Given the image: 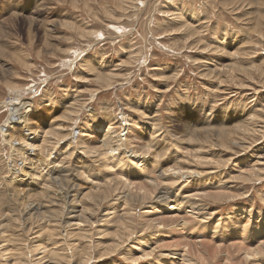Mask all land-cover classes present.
<instances>
[{
	"label": "rangeland",
	"instance_id": "rangeland-1",
	"mask_svg": "<svg viewBox=\"0 0 264 264\" xmlns=\"http://www.w3.org/2000/svg\"><path fill=\"white\" fill-rule=\"evenodd\" d=\"M126 1L124 12L114 6L115 1L112 0H85V2L83 0H0V203H2L0 224L2 227L9 225L5 233H0V239L4 235L3 239L10 243L7 252L0 251V264L17 263L15 261L17 253L14 250L26 251L24 253L26 257H30V264H34L44 250L36 252L33 249L45 248L49 251L54 245L60 248L65 242L76 244L74 239L78 233L74 226L66 227L69 233V236H66L60 225L64 219L63 206H60L58 199L53 195H50L51 199L41 197L33 201L36 204L45 202L43 211L46 210V216L50 215L46 218L50 219L52 216V220L55 219V222L50 220L51 222L45 223L44 220H40L41 218L29 220L23 215L20 207L21 199L12 203L8 196L19 190L25 193L31 190L25 184L26 181H31L25 175V172L28 173L26 170L28 164H24L26 166L20 174L8 171L13 168L15 162L16 167L21 166L22 159L18 154L22 153L24 157L29 154H23L26 151L19 150L23 144H16L15 139H12L13 143L10 145L3 143L2 129L9 117V107L5 108L4 104H8L17 94L16 91L15 95L9 91V88L13 87L20 91L17 94L20 99H30L33 102V110H29L31 124L28 128L37 130L39 134L50 126L56 129L69 128L61 131L65 134L72 129L76 132L74 137L89 129L95 133L86 140L89 144L95 145L99 142L100 135L106 133L108 122L116 121L114 118H117L121 112L130 115L125 119L127 128L123 130L124 133L129 134L127 142L131 147L128 148L141 149L142 152L149 154L150 158L145 163L149 171L145 170L150 175L144 174L145 170L141 171L140 168L139 172L134 170V165H127L126 158L131 156L130 152L126 154L127 157L125 155L126 158L119 156V159L123 158L125 162L120 161L115 168H112V165L107 167L104 157L96 159L93 155L91 157L81 155L78 147L72 157H69L67 166L65 165L66 168L70 166L69 169L73 170V180H77L81 195L80 206H73L78 207L75 212L84 208L93 209V200H89L88 197L92 187L95 188L92 190L96 191L98 186L122 178L121 174L134 184L144 185L147 181L146 176L147 179H151L170 168L166 175L173 174L172 169L177 165L205 171L203 177L195 178L198 187L192 185L184 187V191L188 192L186 194H194L199 190V186L202 188L206 186L204 190L220 189L227 192L226 196L219 200L214 197L204 200L203 196L196 198L203 207L197 209L200 210L198 211L200 214L196 210L191 214L189 209L187 223L185 221L172 223L170 220L165 221L167 225L153 223L152 226L155 228L165 226L159 234L155 228L148 230L147 233L141 231L142 223L148 225L142 218L143 213L148 210V205L142 206L141 199H133L134 203L131 202V205L136 207L133 208L136 209L135 214H137L133 225L136 233L134 243L126 246L128 249L125 247L124 251L110 256V259L98 262L97 257L101 254L99 252L101 247L114 244L116 239L108 236L112 234L114 228L110 222L113 214L109 217L108 213H112L110 208L113 202L119 201H108L106 206L98 210L94 209L95 212H92L90 217L87 215L88 218L99 223L91 227H89L91 224L85 225L86 229L83 230L88 233V238L80 242L81 248H77L81 251L85 244V250H90L91 254L94 251L90 264H133L132 259L147 256L148 253L153 256L147 257V262L142 261V264H157L163 259L166 264H172L175 261L180 262L179 258L174 260L173 256L168 255H183L182 245L190 244L193 240L208 241V243L205 246L204 256L189 255L190 257L187 258L189 264H225L226 251L231 253L228 264H245L241 262L245 248L255 251L259 248L260 241L264 240V229L255 231L258 235L251 234L249 237L234 234L235 228L230 231L231 227L223 229L220 233L214 229L215 227L222 229L223 224L228 227L230 218L234 222L249 224V217L244 219L246 215H242L241 210L251 214V221L255 224L258 223L260 215L263 216L262 219L264 218V164L258 166L262 168L261 178L258 181L253 179L255 182H245L237 179L242 173L241 170L251 169L248 166L258 161V157L264 162V0ZM69 26L74 27L75 30ZM84 30L95 31L99 35L96 38L79 35ZM66 50H69V53ZM106 75L111 77V82H105ZM75 95L79 97L77 108H70L68 102H73ZM85 106L89 107L87 111L83 108ZM66 111L74 113L71 117L72 122L71 119H67ZM26 112L27 110H23V113ZM251 114L257 116L255 134L246 137L242 144L236 145L231 142L234 144L230 146L231 149L228 141L224 145L222 143L224 133L231 132L238 123H243L246 119L250 120L253 116ZM147 115L149 118H146ZM96 123L99 125L95 126ZM20 132L29 135L30 140L26 141L28 143L35 137V132L30 135L28 129H19L18 133ZM10 138L6 137V140ZM12 145L16 147L17 154L12 150ZM149 145L148 151L144 147ZM51 148L49 147V151L44 153L48 163L54 161L55 154L48 157ZM55 150L59 152L60 149ZM195 151H200L199 157L195 155ZM118 153L122 155L125 152L121 150L112 155L118 156ZM40 157H43V154ZM206 158L213 160L211 166H204ZM82 164H85L87 172H92L93 169L95 171L89 173L88 177L87 175L74 177L75 174L78 175L74 168L76 166L81 168ZM92 183L97 185L91 186ZM167 184L171 186V194L183 192L179 190L182 187V185L178 186L180 183ZM126 188H123L122 193H130ZM203 189L200 191L204 192ZM24 195L31 194L22 193L21 196L25 198ZM86 195L88 196L85 197ZM34 198L38 197L34 196ZM114 199H117L116 196ZM52 200L55 202L52 203ZM152 205L154 209H149L152 215L146 218L147 220L167 218V212L153 214L159 206ZM168 205L173 203L169 202ZM166 208L169 209L165 205ZM33 213L35 212L29 214ZM2 217L5 219L3 220ZM202 220L206 222L203 223ZM153 237L158 238L152 239ZM3 239L0 240V250L4 243ZM23 239L26 241L23 242ZM144 240H148L149 245L141 250L136 245ZM26 242L27 244H24ZM97 244L101 247L99 248ZM66 247L68 249V246ZM77 249H73L74 253H72L76 255V263L85 264L87 261L84 257H80L81 253L79 254ZM28 250L32 255L27 254ZM49 258L50 255L47 260ZM256 260L254 263L250 259L252 264H264V251Z\"/></svg>",
	"mask_w": 264,
	"mask_h": 264
},
{
	"label": "bare ground",
	"instance_id": "bare-ground-1",
	"mask_svg": "<svg viewBox=\"0 0 264 264\" xmlns=\"http://www.w3.org/2000/svg\"><path fill=\"white\" fill-rule=\"evenodd\" d=\"M83 1L85 2V0H83ZM112 1H115L114 6L116 5V7L120 8L124 12L126 11V10L123 9V7H125L124 6L125 5V2L127 4V1L126 0H112ZM129 1H131V0H129ZM66 26H68V24H66ZM69 27L70 28H73L75 30L74 27H71V26H69ZM81 34L83 35V37H85L84 35H90V36H92V38H96L99 35L98 32H95V31H85V30H84V32H81L79 35H81ZM66 51L69 53V50H66ZM70 52H71V50H70ZM27 67H29V66H27ZM245 73H247V72H245ZM109 75L108 76L106 75L107 76V79L105 80V82H111V77H109ZM120 75H122V74H120ZM210 75H211V73H210ZM106 76H105V78H106ZM97 78L98 77H96V79ZM105 84L108 85V83H105ZM15 88L16 87L9 88V91H11V93H13V94L16 91V93L18 94V92H20V91L18 89H15ZM83 93L81 92V94H83ZM85 93H87V92H85ZM93 94H95V93H93ZM97 94H99V93H97ZM16 95L14 96V98L11 99V101L8 104H4L5 105V108H8L9 107L8 108L9 117L7 118L8 120H7L6 125L2 129V132H3V135H4L3 136V139H4V142L3 143H5L6 145H10V144L13 143L12 142V139H15L14 141H15L16 144L17 143H22L23 144L21 146L22 148H20L19 150L20 151H26L23 154H29V156H26L25 155V157L22 155V153L18 154L19 157H21V159H22V164H20L21 166L20 167H16L17 165H16V162L14 161L15 162V165L13 166L12 169H10L8 171H12V172L14 171L16 174H20L24 170L23 167L26 166L24 164H28L29 165V167H27L28 169H26V170H28V173L25 172V175L29 179H31V181H29V182H27V181L25 182L24 181V182L28 186V189H31L29 192H26V193H29L31 195L30 196L24 195V197L25 196L26 197L23 198V196H21L22 193H24V194H26V193L24 191H20L19 190L16 193L9 192L11 194H9L8 196H10V198L12 200V203H13V201L18 202L21 199L20 200L21 201L20 202V207L23 210V215L26 216L27 218H29V220H33V218H37V219L38 218L39 219L41 218L40 220H42V221L44 220L43 223H45V222H51L50 220H52V216H51L50 219H47L46 217H49L50 215L48 214L46 216V210L43 211L45 209V205H43V203H45V202H43V203L40 202L39 204H36L33 201H35V199H39L41 197H45L46 199H51L52 197L50 195H53L55 198L58 199V203H60V206L61 205L63 206V208H62V214L64 215V217L63 216H61V217H63L64 219L60 222V225H61L63 231L65 232L66 236H69L68 231H66V227H72V226H74L76 228L75 230L78 232L77 234L75 232V234H76L75 238L76 239H74V240H75V242H77L76 244L75 243L69 244V243L65 242V243H63V245L65 244L64 246L61 245V247L58 246L60 248H56L55 245H54L53 246L54 248L49 249V251L46 250L45 248L35 249V250L33 249V251H36V252L39 251V250H44V252H42L43 254L40 253V254H42V256H39V259L35 262L36 264H77L76 263V258H75L76 255H73L72 253H74V250L73 249L79 248L80 247L79 244H81L82 242L85 241L83 239H87L88 238V233H86L85 232L86 230H83V228H85V225L91 224L89 226V227H91V226H94L95 224L99 223L97 221H94L92 218H88L87 215L90 217V215L92 214V212H95V210H98L102 206H106L107 202L110 201V200H111V202L114 201V200L119 201V202H115L114 201L113 202L114 205L111 203L112 204V207L110 208V211H112V213L111 212H109L110 214L108 213V216L109 217L111 216V214H113L111 216L112 220L111 221L109 220V221L111 222V224L114 225V228L112 229L113 230L112 231V234H110L108 236L111 239H113V238H116V239H115L114 244L112 243V244L105 245V246H102V247L99 246V244H97V246H99V248L101 247V249L99 250V252L101 254L97 257V258H99L98 259V262L99 261L100 262H103V261L107 260L110 256L111 257L112 256H115L118 252H120L122 250L124 251L126 246H128V245L131 246L134 243V239L136 238V236H135L136 233L134 231L135 228H134L133 225L135 223V218H136L137 214H135L136 213L135 212L136 209H134L136 207H134V206L131 205V202H133V199H135V198L141 199V201L143 203L142 206L148 205V208H147L148 210L145 211L143 213V215H142L143 221L145 223H148V225L147 224L144 225V223L141 224V228H142L141 231L147 233L148 230L151 231L153 228H155V227L152 226L153 223L154 224H159V225H162V224L163 225H167L168 223L165 222L167 220L172 221V223H178L180 221H185V223H187V221L189 220V218H187V216L189 214L188 210L190 209L191 210L190 213L192 214L193 211L196 210V212H198L200 210H197V209H201V206L203 207V205L200 206V203L196 201V198H198V197L203 196L204 197V200L205 199H209V198L211 199L212 197H214V199L215 198H218L216 200H219L220 198H223V197L226 196V193H227L226 191H223V190H220V189L219 190L218 189H213V190H210V191L209 190H204L203 188L206 187V186H203V188L201 186H199V190H197L196 192H194V194H186L188 192H185L184 191V189H185L184 187L187 186V185L190 186V187H191V185L192 186H196V184H195V178L200 177V176L203 177L204 174H205V171H203V170H200L199 171V170L187 168L185 166L177 165L176 168L172 169V173L173 174L166 175L167 173H169V171L171 169L170 168L168 170H165V172L163 174H161V173L158 174L157 177H153L151 179H149V178L147 179V176H146V180L147 181H146V183H144V185H140L139 183L138 184H134V182H130L129 180L125 179L124 176H123L124 174H121L120 177H122V178H116V179H114L113 181H110L107 184L104 183L103 186H98V190H96V191H93L92 188H94V187H92L91 188L90 195L88 194L89 196L86 195L85 197L88 196L89 197V200L90 199L93 200L92 201L93 202V206H92L93 209L91 208L93 211L91 209L84 208L85 210L84 209H81L80 211L78 210L79 212L78 211L75 212L76 211V208H78V207H73V206H75V205L80 206V204H81L80 203V196L81 195H79V186L76 183L77 180L76 181L73 180L74 179L73 178V174H72L73 170H70L69 169V167H70L69 165H68L69 167H67V168L65 167V165L67 164L68 160H70L69 157H72L71 155L74 153L75 149H79L80 148L79 149L81 151L80 154L81 155H84V156L86 155L87 157L88 156L91 157V155H93L96 159H98L99 157H104L106 159V161H107V164H106L107 167L109 165H112V168H115L116 167V164L118 162L121 161V163H122V161L124 160L123 158H126L127 157L126 154H128L130 152V155L131 156L129 158H126L127 159V162H128L127 165L128 166L134 165V167H135L134 170H137L138 172L140 171V169H141V171H143L145 169H147L149 171L148 166H145L146 161L148 160V158H150L149 154L142 152L141 149H138V150L135 149L136 151L135 150H132L130 148L131 146L128 145V142H127V139H128L127 137H129V134L126 133V132L124 133V131H123V130H125V128H127L126 127V120L125 119H126V117H129L130 115L129 114H125V112H121V114H119L117 116V118L116 117L114 118V120H116V121L108 122V127H106L107 130L105 131L106 133L105 134H101L100 135V138H99V142L98 143H95V145H92V144H89L87 142L86 138L88 136L93 135L95 132L89 131V129L86 130L84 133H81L80 132L78 134V137H74V135H75L76 132H74V130H72V129H71L70 132H68L66 134L65 133H61L62 130H68L69 128H57L56 129V128H52L50 126V127H48L47 130H42V132L40 134L37 132V130L36 131H33L31 128H28V126L31 124V120H29L30 119V117H29V110H33V102L30 99L29 100H24L22 98L20 99V97H18V95L17 96ZM79 96H80V94H79ZM70 98H71V96H70ZM78 100H79V97H77L75 95V100L73 99L72 100L73 102H70V103L68 102V105L70 106V108H73V107L75 108L76 105H77V103L79 102ZM86 103H87V101H86ZM130 107H131V105H130ZM83 108H84V110L87 111V109L89 107L88 106H85ZM23 110H27V112L26 113H23ZM71 111H72V109H71ZM137 111H138V109H137ZM76 113H78V112H76ZM65 115H66L67 119H71V117L74 115V113L68 111L67 113H65ZM120 115H121V117L119 118ZM156 115H159V114L156 113ZM144 116H146V115H144ZM251 116H252V118L250 120L249 119H246L243 123L241 122V123H238V125L234 126L232 128L231 132L224 133V135L222 136V143L225 145L227 143V141H228L230 143V144L228 143L229 144V148H230V146H232L234 144H236V145L239 144V143L242 144V141L245 140L246 137H249V136L255 134V131L256 130L254 131V128L256 127V124H257L256 123L257 116H255L254 114H251ZM93 117H95L94 114H93ZM146 118H149V116L146 117ZM154 118L155 117H153L152 119H154ZM72 119H71V122H72ZM158 119H160V118L158 117ZM143 121L145 122V120H143ZM156 121H157V119H156ZM149 123L150 122H148V124ZM96 125H99V123L98 124L96 123L95 126ZM156 126H158V125H156ZM19 129H25V130L28 129V132H30V135H31V133H34L35 132L34 133L35 134V137H33L31 139V141L28 143L26 141H29L30 140L28 138L29 135L28 136L25 135L26 131H25V133H21V132L18 133L19 132ZM118 129H119V132H117ZM155 129H156V127H155ZM157 132L158 131H156V133ZM18 134H19V136H16ZM79 136L82 137V138H80ZM6 137H9V138L11 137V138L9 140H6ZM35 142H37V143L35 144ZM181 142L183 143L182 140H181ZM231 142H233L234 144L231 143ZM76 146H77V148H76ZM128 146H130L129 148H130V150L132 152L129 151ZM46 147H48V149ZM49 147H52L51 148V151L53 150V152L51 153V151H50L48 153V157L50 158L53 154H55L54 157H53V160L54 161H52L51 163H48L47 159L44 157V153H46V152L49 151ZM251 147H253V146L251 145ZM57 148L60 149L59 152H57L55 150ZM144 148L149 151L150 150V145L148 147H144ZM12 150L16 153V151H15L16 150V147L13 146V145H12ZM121 150H124L125 153L124 154L122 153V155H120L118 153V156L112 155V153H114V152H120ZM199 152L200 151H195V155L198 156V157L200 155ZM39 153H40V155H39ZM41 153L43 154L44 159H43V157H40L42 155ZM45 155H47V154H45ZM125 155H126V157H125ZM119 156H123V158H122L123 160L121 158L119 159ZM258 156H260V155L258 154ZM258 158H259L258 161H256L255 163L251 164V166H248L251 169L248 170V168H247V170H243V171L241 170L242 173H240V176L239 177L237 176L238 177L237 179L243 180L245 182L246 181L247 182H251V181H254L255 179L258 181L261 178V174H262V168H260V167L264 164V162H261L262 159H260V157H258ZM72 159H74V158H72ZM72 159H71V161H72ZM137 159H139V161H137ZM204 160H205L204 166H211L212 163H213V160L212 159L206 158ZM123 162H125V161H123ZM229 162H231V161H229ZM35 165H37V166H35ZM258 166H260V167H258ZM85 167H86L85 164L84 165L82 164L81 168L80 167L78 168V166H76V168H74V169H75V171L77 172L78 175L75 174L74 177H76V176H80L81 177V176H84V175H87L86 177H88V174L89 173H92L93 171H95L93 169L92 172H87L88 170ZM147 170L144 171V174L150 175ZM89 171H91V170H89ZM263 171H264V168H263ZM35 172L37 174H39V175H37ZM38 172H40V173H38ZM162 178H164V180H162ZM165 178H169V179L168 180H165ZM220 181L222 182V180H220ZM168 182H173L174 184L180 183V185H178V186H181L182 185V187L179 190L180 191L183 190V192L182 193L180 192L181 194L180 193L179 194L178 193H176V194L175 193H172L171 194V190L172 189L170 188L171 186H169V184H167ZM20 183H22V181H20ZM93 183H92L91 186L97 185V184H93ZM183 184H185V185L183 186ZM218 184H219V182H218ZM124 187L125 188L127 187L126 190L129 189L130 193L129 192H127L128 194L127 193H122ZM196 187H198V186H196ZM214 187H216V186H214ZM201 189H203L204 192H201L202 191ZM126 190H125V192H126ZM33 191H35V193H32ZM131 193H133V194H131ZM34 196H36L38 198H34L33 199ZM115 196H116L117 199H114ZM242 196L243 195L241 194V197ZM86 200L87 199L85 198V202H86ZM51 202L54 203L55 201L52 200ZM169 202H172L173 205H170L169 206L168 205ZM9 203H10V200H9ZM89 203H91V202H89ZM137 203H138V201H137ZM0 204H2V203H0ZM48 204H51V203H48ZM152 204H155L156 206H159V209L156 208L155 209L156 211H154L153 214H162V212H167V218H156V219H152V220H147L146 218H148V217H150L152 215L151 214V211L149 209H151V210L154 209V207H153ZM134 205H136V204H134ZM165 205L168 206L169 209H167V208L165 209ZM94 206H95V208H94ZM54 210H55V208L53 209V211ZM102 210L103 209H101V211ZM172 210H174V211H172ZM30 212H35V213L29 214ZM171 212H175V213H171ZM207 212H208V210H207ZM241 212H243L242 215H246L244 217V219L246 217H249V219H250V220L248 219V223L249 224L246 223L244 225L240 221L234 222L230 218V219H228V224H229L228 227L227 226L225 227L226 224L225 225L223 224L222 225L223 226L222 229H218V227H215L214 229L216 231H218V233H220L223 229H227V228H230L231 227V230L230 231H232V229L235 228V230H233L234 231V234L243 235L245 237H249L251 234L254 235V236L258 235V234L255 233V231H257V230L260 231L261 229H264V222H263V219L264 218L262 219L263 216L260 215L259 216V219H258V223L255 224L254 222L251 221V218H252V215L251 214H247V211L246 210H241ZM20 213H18V214L20 215ZM98 213H99V211H98ZM55 214H53V215L55 216ZM198 214H200V213L198 212ZM203 214H204V211H203ZM57 215L59 216L58 212H57ZM204 216H206V215H204ZM9 217L12 218L11 216H9ZM205 218L207 219V217H205ZM2 219L4 220L5 218L2 217ZM6 219H9V218H6ZM15 221H14V223H15ZM52 221L55 222V219H53ZM10 222H11V220H10ZM73 222L76 223V224L75 225H72ZM204 222H206V221H203V223ZM51 226L53 227V225H51ZM110 226L113 227L112 225H110ZM214 226H216V225H214ZM8 227H9V225H4L2 227L1 224H0V233H2V234L5 233V229L8 228ZM36 227H37V225H36ZM48 227H47V229H48ZM59 228H60V226H59ZM164 228H165V226L164 227L163 226L162 227H158V228H155V231L157 230L156 232H157V234H159V231L161 229H164ZM10 229H11V227H10ZM253 229H254V231H253ZM30 230H32V229H30ZM7 231H9V230H7ZM42 231H44V230H42ZM32 232H33V230H32ZM136 232H137V230H136ZM47 233L49 235V232H47ZM57 233H59V232H57ZM27 234L28 233H26V235ZM50 235H51V233H50ZM56 235L57 234H55V236ZM100 235H101V233H100ZM61 236L63 237L64 235H61ZM3 237H4V235L1 237V239H3ZM53 238H55V237H53ZM71 238H73V237H71ZM156 238H158V237H153L152 239H156ZM3 240H4V243L2 242L3 243L2 244L3 246H2V248H1L0 251H3V253H4V252H7L8 251V248L10 246L9 245L10 243H9L8 240H5V239H3ZM70 240H69V242H70ZM197 240H199V239H197ZM25 241L26 240L23 239V242H25ZM92 242H95L96 243V241H92ZM190 242H191L190 244H184V245H182L181 248H182V250H184V254L183 255H181V254H178V255L177 254H170V255H168L169 257L170 256H173V258H175L174 260H177L179 258V261L180 262L175 261V263L173 262L172 264H189V262H188L189 259H187V258L190 257L189 256L190 254L194 255L195 257H198V255L199 256H204V254H205V246H207L206 243H208V241H196V240H193V241H190ZM86 243H88V242H86ZM98 243H99V241H98ZM24 244H27V242L24 243ZM148 245H149V241L148 240H144V241H140L139 244L136 245V246L137 247H140L141 250H144L143 247L144 246H148ZM66 246H68V249H66L67 248ZM32 247H31L30 250H32ZM84 247L86 249V245L85 244H84ZM84 247H83V249H81V251L79 249H77V252H79V254L81 253L80 254V257H84L85 258V260L87 261L85 264H90V261H92L91 255L94 256L93 255L94 254V251H93V254H91V253H89L90 250L87 251V250L84 249ZM92 247H93V245H92ZM130 250H128V252H131L132 253L133 251H130ZM134 250H135V248H134ZM152 251H154V250H152ZM263 251H264V240L260 241V246L255 251H251V248H245L244 257L241 259V262H244L245 264H252V262L255 263L257 261L256 258H258ZM14 252L17 253L16 254V259H15V261H17V263L15 262L16 264H18V263L19 264H30V261H29L30 260L29 259L30 257H26L27 256L25 254L26 251H24L25 252L24 253V252L18 250V252H19L18 253L17 250H14ZM36 252H34V254ZM96 253L98 254V252H96ZM225 253L227 254L226 255V258L224 259L226 261L225 264H228V263H230L231 253H230V251H226ZM27 254L30 256V255H32V252L28 250V253ZM121 254H122V252H121ZM148 254L149 255H147V256L140 257L142 259H140V258H138V259H135V258L132 259L133 260L132 261L133 264L134 263H138L139 264L140 262H141L140 264H142V261L147 262L146 261V258L153 256V254H150V253H148ZM49 255H50V258L47 260V258H48ZM78 257H79V255H78ZM32 259H33V257H32ZM250 259H251L252 262L250 261ZM80 260H82V259L80 258ZM163 260H161L157 264H166L165 261H163ZM80 263H81V261H80ZM82 263H84V262H82Z\"/></svg>",
	"mask_w": 264,
	"mask_h": 264
}]
</instances>
